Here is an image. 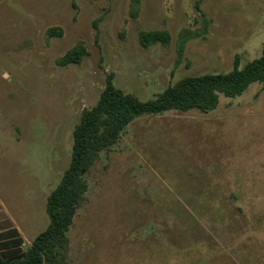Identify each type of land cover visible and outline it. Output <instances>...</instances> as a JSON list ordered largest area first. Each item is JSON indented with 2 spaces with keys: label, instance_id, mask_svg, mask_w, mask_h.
<instances>
[{
  "label": "rangeland",
  "instance_id": "374dc122",
  "mask_svg": "<svg viewBox=\"0 0 264 264\" xmlns=\"http://www.w3.org/2000/svg\"><path fill=\"white\" fill-rule=\"evenodd\" d=\"M152 30L171 42L143 47ZM76 48L81 62L60 65ZM263 51L264 0H0V200L27 239L47 229L110 74L146 102ZM86 177L66 264H264V86L136 118Z\"/></svg>",
  "mask_w": 264,
  "mask_h": 264
},
{
  "label": "trees",
  "instance_id": "16d2710c",
  "mask_svg": "<svg viewBox=\"0 0 264 264\" xmlns=\"http://www.w3.org/2000/svg\"><path fill=\"white\" fill-rule=\"evenodd\" d=\"M132 14L137 15V10L134 9ZM54 31V28L50 29V35ZM170 42L168 30L140 33V43L146 48L155 43L168 45ZM84 54V48H76L60 60V65L80 63ZM255 82L264 86V51L261 57L243 68L237 58L234 68L227 73L185 77L146 102L116 87L114 76L110 74L97 104L82 112L75 127L70 166L48 197L50 223L47 229L26 251L9 257L0 252V264H66L68 232L89 188L86 176L101 152L115 145L136 118L170 111L208 113L218 107L221 95L240 96Z\"/></svg>",
  "mask_w": 264,
  "mask_h": 264
},
{
  "label": "crops",
  "instance_id": "0c3cea01",
  "mask_svg": "<svg viewBox=\"0 0 264 264\" xmlns=\"http://www.w3.org/2000/svg\"><path fill=\"white\" fill-rule=\"evenodd\" d=\"M34 240L35 238L30 240L25 237L23 229L0 200V252L9 257L25 251L24 247L31 246Z\"/></svg>",
  "mask_w": 264,
  "mask_h": 264
}]
</instances>
